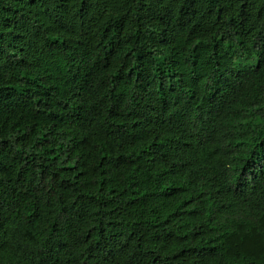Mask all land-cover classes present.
Masks as SVG:
<instances>
[{
    "label": "trees",
    "instance_id": "1",
    "mask_svg": "<svg viewBox=\"0 0 264 264\" xmlns=\"http://www.w3.org/2000/svg\"><path fill=\"white\" fill-rule=\"evenodd\" d=\"M0 264H264V0H0Z\"/></svg>",
    "mask_w": 264,
    "mask_h": 264
}]
</instances>
